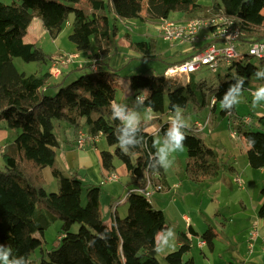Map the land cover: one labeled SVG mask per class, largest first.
<instances>
[{
	"label": "trees",
	"instance_id": "obj_1",
	"mask_svg": "<svg viewBox=\"0 0 264 264\" xmlns=\"http://www.w3.org/2000/svg\"><path fill=\"white\" fill-rule=\"evenodd\" d=\"M217 13L240 25L244 34L241 44L250 46L264 41V0H214L210 7L199 4V0H11L9 4L0 1V125L6 122L11 130L18 132L14 142L4 148L5 168L0 170V247L12 249L9 260L15 257L21 264H33L31 255L41 249L43 255L38 264H161L155 248L158 247L157 236L168 230L164 212L142 195L131 193L126 200L127 215L117 217L113 227L105 230L101 188L68 177L57 166L59 144L54 122L68 123L77 135L87 127L90 136L104 137L113 148V151L101 152L104 170L115 173V160H119L130 185L135 186L133 189L146 185L147 173L158 174L164 183V169L158 163L154 136L145 126L137 127L125 137V140H133L132 144H125L127 153L120 150L118 137L124 135V129L121 121L113 118L111 110L120 88V77L116 71L105 69L100 58L118 51V27L113 17L124 22L139 20L150 24L160 23L174 14L192 20ZM71 15L74 16L73 32L69 40L80 52L86 51L92 43L97 52L89 65L63 77L64 70L62 81L50 85L54 57L37 44L26 43L25 37L33 20L38 18L56 39ZM213 43L216 41L198 44L207 47ZM130 48L143 60L157 58L150 42H132ZM191 56L193 54L173 65ZM16 58L41 67L50 65L46 71L41 69L28 75L18 70L14 63ZM94 60L98 67L96 72L91 69ZM262 64L253 60L236 61L229 67L236 70V77L217 87L197 80L195 73L187 82L168 81L164 74L134 75L129 78V86L135 98L147 90L142 104L147 109L152 107L151 112L156 116L153 121L160 120L167 112L173 114V105H179L183 114L202 115L207 108L215 113L229 85L244 77L243 91L248 90L255 72L263 69ZM74 72H80L79 78L66 85ZM50 89L56 90L53 95ZM213 100V107H209ZM234 112L235 106L231 110L222 109L221 116L229 117L230 131L237 130L247 140L249 166L264 170V132L249 130L250 124ZM212 116L208 126L213 122ZM258 124L264 128V116L258 118ZM168 128V124H163L160 135L165 137ZM185 135L188 179L203 184L217 178L226 163L207 144L205 131L193 125L185 129ZM48 170L58 181L57 192H49L47 188L45 173ZM258 217L264 220V202L259 207ZM57 222L62 224L57 246L44 253V234ZM194 234L204 240L210 250L214 249L217 233L212 228L201 235ZM177 241L179 249L167 254L164 260L168 264H196L194 259L184 258L192 249V239L179 233Z\"/></svg>",
	"mask_w": 264,
	"mask_h": 264
},
{
	"label": "rangeland",
	"instance_id": "obj_2",
	"mask_svg": "<svg viewBox=\"0 0 264 264\" xmlns=\"http://www.w3.org/2000/svg\"><path fill=\"white\" fill-rule=\"evenodd\" d=\"M0 1L6 4L11 3V0H0ZM73 19L74 16L71 15L69 17V20L64 24L61 34L56 39H53L49 34H45V32L44 35L40 33L33 35L34 33H36L37 28L41 29L40 24H42L41 20L36 18L35 21H33L31 27V34L35 38L34 43L37 44V46L43 49L46 53L50 55L53 54L55 56L54 58L61 56L62 53L69 54L70 52H74L75 50H77L76 46L69 40V36L73 32V27H72ZM170 19L178 22L187 21L185 17L175 14L172 15ZM113 22H115L118 27V38H119L118 51L115 54L106 57L104 68L108 70L116 71L120 77L119 78L120 82L124 85V88L118 89L116 101L118 102L120 101L122 105H125L126 103V105H128L127 108L128 111L136 112L137 114H139L140 120H143V122H147L149 125L153 126L154 129H156L159 126L158 123L150 119L151 114L145 111L147 108L144 107L141 102H138L135 99V97L130 98L127 101L126 96H128L127 95L128 91H130L129 78L134 75H142V74L163 75L169 66L173 65V63L184 60L185 57L176 52L175 49L176 45L172 46L170 43H166L160 38L158 22H151L147 26L144 25V23H142L139 20H135L131 25H129V22H119V20H114ZM43 29L44 28H42L41 32L44 31ZM141 41H145V42L147 41L152 43L154 47V54L157 56L156 59L143 60L141 59V56L137 57L133 55L135 52L131 54L130 44L132 42H141ZM80 58L78 55V60L76 62H80ZM253 62L263 63L262 67L264 69V61H257L253 59ZM14 63L20 72H25L28 75L38 72L41 67L40 64L38 63H26L20 58L14 59ZM194 75L197 80L207 81L210 87L211 86L217 87L221 83L227 82L228 80L235 78L236 70L230 69L229 66H227L226 64H222L218 68L216 73H213L208 69L204 68L196 72ZM79 76H80V72H76L73 77L68 79L66 85L77 80ZM183 81L187 82V79H183ZM261 85H264V79H258L257 77H254L250 81L248 89L256 91L258 87H260ZM54 93L55 92L52 89L50 91V94L53 95ZM252 100H253V95L250 94L247 90L243 91L242 101L237 105H235L234 114L241 118L249 117L252 120L251 122L252 124L249 123L250 124L248 128L249 130L253 132L256 131L264 132V128L259 127L258 124V118L264 116V101H261L259 105L253 107ZM209 107H213V104H211V106ZM216 107L217 109L215 113L211 112L210 108H207L202 115L195 114L194 112L183 114L188 122L189 125L188 129L193 126L192 123L194 122V120L197 119L201 121V123H203L206 120V117L209 113L213 115L211 118L213 121L212 126H210L208 129L205 130V139L207 144L217 152V154L220 157V160L226 163L225 164L226 167L219 174L220 180L219 182L217 181L219 184L216 186V188L211 189L209 191H207V189L201 188L200 189L201 194L197 198L195 197L188 198L189 207L193 204V202L195 204L200 203L201 209L204 213L213 215L218 211L217 210L218 203L222 202L223 203L222 207L225 208L219 209L221 215H219L218 217H214V220L217 223H225V221L227 220L226 219L227 216H231V218L235 220V218L238 215L239 217H244V215L246 214L249 217L252 218L254 217L256 220L259 219L258 221L261 224L263 220L258 217V209L257 211L256 210L254 211L253 207L254 205L258 204V202H260L263 196L262 193L264 190V170H254L249 166L246 156V151L248 149L247 140L243 137H241V139H232L230 134L231 131L229 130L230 119L228 116L227 117L221 116V110H222L221 104H217ZM215 117H217V119H215ZM164 118H166V116ZM3 124L5 125V127L0 126V151H2V153L4 152L3 148L5 146L11 145L18 134L17 131L11 130L6 122H3ZM209 133H212V135H208ZM158 140L160 141V145H163L161 136L159 137ZM98 146L99 148H101L104 146V143H101ZM178 152L186 153V149L184 148L182 151H178ZM224 152L225 154L222 155ZM2 153H0V170H3L5 168V162ZM178 158L180 159V156ZM59 165L61 167L65 166L63 165L61 158H59ZM115 166L117 169H120L123 165L119 160H115ZM231 166H235V169L237 170L236 173L231 172L230 170ZM45 176L48 180L47 188L49 192H57L58 189L56 188L57 186L55 184V181L56 183H58V181L55 178H53L49 170L45 173ZM236 176H240V179L242 181L241 187L235 181ZM215 190L222 191V193L217 198L213 194ZM213 199H214V204L212 205V208L215 209V211L210 208ZM61 225H62L61 222H57L45 232L43 237L44 253L50 252L54 248H56L59 232L61 230ZM77 230L78 228L76 227L75 232H77ZM214 231L217 233V237L218 234L222 235L219 232V230L217 231L215 229ZM223 238L224 237H222V239ZM191 246L192 249L190 252H192L191 254L195 258L196 263L200 264L201 259H203L202 256L203 252L200 251L201 248L198 245V238H195L192 241ZM256 249L257 248H255L254 255H256L258 252ZM3 250H5V248L0 247V251ZM204 254L206 256L210 254V249L208 247L204 249ZM42 255L43 254L41 249L36 250L31 255L30 258L31 262L33 264H38V260L41 258ZM225 258L227 262L232 261L229 256L227 257L225 256Z\"/></svg>",
	"mask_w": 264,
	"mask_h": 264
},
{
	"label": "crops",
	"instance_id": "obj_3",
	"mask_svg": "<svg viewBox=\"0 0 264 264\" xmlns=\"http://www.w3.org/2000/svg\"><path fill=\"white\" fill-rule=\"evenodd\" d=\"M213 1L214 0H199V4L205 7H210ZM35 19L33 21H35ZM113 19L119 20L114 17ZM134 21L135 20L126 21V22H129V25H131ZM119 22H124V21L119 20ZM144 25L147 26L148 24H144ZM40 26L41 29L37 28L36 33H34L33 35L37 33L44 35V32L45 34H49L42 24H40ZM31 27L32 24L28 29V34L25 37V42L35 44L34 43L35 38L31 34ZM42 28H44L43 29L44 31L41 32ZM200 47L201 46L199 44L185 43L182 45H176L175 49L177 53L183 55L185 57L184 59H186L187 57H189L194 53V49ZM96 52L97 49L93 43L86 51L80 52L78 50H75L74 52H70L69 54L79 55V58L81 56L80 62L73 63L72 65L67 67L65 69L63 77L70 74L73 70L82 67L85 64L89 65L91 63V58L93 57L94 54H96ZM130 52L131 54L134 53L132 50ZM63 54L66 55V53H62L61 55ZM133 55L137 57L141 56L138 53H134ZM52 56L55 57L53 54ZM105 59L106 57H102V56L100 58L103 64H105ZM49 65L50 63L44 65L43 67H40L39 71L41 69L44 71L48 70ZM75 73H73L68 79L73 77ZM63 77L58 80L51 79V81L53 82H51L50 85L58 84L59 82L62 81ZM68 79L66 80V82L68 81ZM119 84H120V88H124V85L121 82H119ZM51 90L52 89H50V91ZM53 91L55 92L56 90L53 89ZM127 95H128L126 96L127 101L130 98L135 97V95L131 92V90L128 91ZM116 98H117V93H116ZM135 99L137 100V98ZM115 103L121 104L120 101L119 102L116 101ZM127 108L128 105H126V111H128ZM149 113L151 114L150 119L153 121L156 118V116L151 111ZM172 115L173 114L167 112L164 116L160 118V120L156 121L159 125L158 128L156 129H154V127L149 125L147 122H143V120L139 121L137 127L141 125L145 126L147 132L152 133V135L154 136V140H157L161 136L159 133L160 126L162 124H168L170 127L169 117ZM165 116L166 118H164ZM210 116L211 113L207 115L206 119L210 118ZM199 122L201 121L196 119L192 124L196 125ZM0 126L5 127L3 123H1ZM210 126H212V123L210 124ZM210 126H208V128ZM54 131L59 144L56 152V160H57L58 168L64 175L68 177L71 178L76 177L85 184L95 185L101 188V210H102V218L104 220V229L105 230L111 229L117 217L123 218L125 215H127L128 207L126 204V200L130 191L135 187L133 185H130L131 181L128 177H126L127 173L124 166H122L120 169L116 168L115 171V173L118 174L120 178L119 182H113V183L106 182V177L107 175H110V173H107L102 166L101 152L113 151V148H111L107 144L104 137H98L93 142L88 140L87 144L84 147H80L78 145L79 135L76 134L74 128L70 126L68 123L59 122V121L54 122ZM83 131L87 133L88 128L85 127ZM208 135H212V133H209ZM161 137H162V141L164 142L165 137L163 136ZM101 143H104V146L99 148L98 145ZM156 148H158V146H156ZM0 153H2V151H0ZM177 156L178 157L180 156V159ZM174 157L175 159L172 167L169 168L168 170H164V176H163L164 183L161 181V179L159 180L165 186V190L163 192L154 194V196L151 199L152 205L155 208L162 210L164 212L168 224V230L165 233H161L157 236V246L159 247L165 238L168 239L169 244L172 243L173 238L167 237V233L169 230L173 229L176 233V241L174 247L166 248L164 251L157 253L158 260L160 261V263L168 264L164 260L165 256L167 254L174 253L179 249L180 243H178L177 241V236L179 233L187 234L188 237L193 241L195 238H198L194 236L195 235L194 233L201 235L208 229L212 228L214 230L216 229L217 231L219 230V232L222 235L218 234V237L214 242V249L210 250V254L208 256L204 254V249L208 246L206 245L203 248L199 246L201 248L200 251L203 252L202 253L203 259H201L200 264H209V263L210 264H235V263L264 264V251L262 249V244L264 241V220L262 221L261 224L259 223L260 236L256 242L257 247L255 246L258 252L256 255H254L255 254L254 253L255 249H254V252L250 254L248 251V240L250 236L252 222L255 221L256 219L254 217L253 218L249 217L248 215L245 214L244 217H239L238 215L235 218V220H233L231 216H227L226 218L227 224L226 221L225 223H217L214 220V217H218L219 215H221L219 209L223 208L222 202L218 203V207H217L218 211L213 215L204 213L201 209L200 203L195 204L193 202V204L189 207L188 198L190 197L197 198L201 194V190H200L201 188L207 189V191L216 188V186L219 184L218 182L220 178L218 176L217 178L203 184L192 183L188 179L185 171L186 160L188 157L187 150L186 153H181V152L174 153ZM59 158H61L63 165H65L64 167H61L59 165ZM230 170L232 173H236L237 171L235 169V166H231ZM237 177L240 176H236V178ZM55 184L57 186L56 188L58 189V183H56V181ZM221 193L222 191H218V190H215L213 192L216 198L219 197ZM263 202H264V194L260 202L256 204L257 206L254 205L253 207L254 211L255 210L257 211V209L259 210L258 207H260ZM213 204H214V199L211 202L210 208L215 211V209L212 208ZM222 237L224 238L222 239ZM200 241L202 240L198 238V245ZM191 253L192 252H189L184 258L185 260L192 258L196 263V260ZM225 256L226 257L229 256L232 261L227 262Z\"/></svg>",
	"mask_w": 264,
	"mask_h": 264
},
{
	"label": "built area",
	"instance_id": "obj_4",
	"mask_svg": "<svg viewBox=\"0 0 264 264\" xmlns=\"http://www.w3.org/2000/svg\"><path fill=\"white\" fill-rule=\"evenodd\" d=\"M159 36L164 42L170 43L172 46L202 42L206 45L207 43L216 41V43L210 46L194 49L193 56L185 62L168 67L164 73L168 81L177 82L183 81V79H187L188 81L191 74L204 68L216 73L222 64L230 67L238 60L250 61L255 59L257 61H264V41L253 43L250 46L241 44V38L244 34L240 25L234 19L222 16L221 13L181 22L173 21L170 18L163 20L159 23ZM77 60L78 55L76 54H66L54 58L50 66L52 78L60 79L63 71ZM91 69L94 72L98 70L96 60L93 61ZM247 91L250 94L255 92L251 89ZM143 101L139 102L142 103ZM214 103L215 100L212 101V104ZM244 122L249 124L252 120L247 117L244 118ZM234 123L237 125V122ZM196 125L199 131L204 132L209 125V118L205 122H199ZM230 134L232 139H241V136L235 129L231 130ZM88 140L93 142L96 138L80 130L78 145L84 147ZM235 181L240 187L242 186L240 177H237ZM106 182H119V176L111 173L107 175ZM164 190L165 186L159 181L158 174L147 173L146 185L142 188L132 189L129 194L138 193L151 201L154 194L163 192ZM259 236V221L255 220L252 222L248 240V251L250 254L254 252ZM199 246L203 248L206 246V242L204 240L200 241ZM262 249L264 251V241Z\"/></svg>",
	"mask_w": 264,
	"mask_h": 264
},
{
	"label": "clouds",
	"instance_id": "obj_5",
	"mask_svg": "<svg viewBox=\"0 0 264 264\" xmlns=\"http://www.w3.org/2000/svg\"><path fill=\"white\" fill-rule=\"evenodd\" d=\"M255 76L258 79H264V69H258L255 72ZM244 84L245 78L240 77L239 79H236V83L234 85H229L227 93L220 101L222 109L231 110L235 105L242 101ZM146 92L147 90L141 92V94L137 97L138 102L143 101L146 98L144 95ZM252 95V105L253 107H256L261 101H264V85L258 87ZM151 109L152 107L149 106V108L145 111L150 112ZM111 110L113 118L120 120L123 125L124 135L122 137H118V146L122 152L127 153L128 149L125 147V144H132L133 140H125V137H128L131 133L135 132L140 121V116L134 111H126V105L117 104L115 102L111 104ZM173 110V115L169 117L170 127L166 132L163 145H160V141L158 139L154 141V145L158 146L156 152V156L159 158L158 163L164 170H168L172 167L175 159L174 153L184 149V141L186 140L185 129L189 126L183 115V109L179 105H173ZM251 143H254V141H251ZM153 170L158 169L154 168ZM167 237L173 238L172 243L169 244L168 239L165 238L161 245L155 248L157 253L164 251L166 248L174 247L176 241L175 231L173 229L169 230ZM11 252L12 249L10 247L0 251V264H21V261H18L15 257L9 260V254ZM21 260H23V257H21Z\"/></svg>",
	"mask_w": 264,
	"mask_h": 264
}]
</instances>
